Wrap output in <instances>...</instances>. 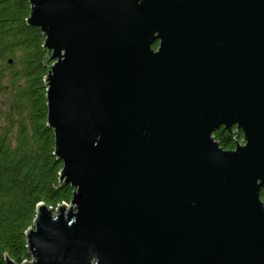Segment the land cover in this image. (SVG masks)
<instances>
[{
    "label": "water",
    "instance_id": "1",
    "mask_svg": "<svg viewBox=\"0 0 264 264\" xmlns=\"http://www.w3.org/2000/svg\"><path fill=\"white\" fill-rule=\"evenodd\" d=\"M28 2L72 196L21 264H264V0Z\"/></svg>",
    "mask_w": 264,
    "mask_h": 264
},
{
    "label": "trees",
    "instance_id": "2",
    "mask_svg": "<svg viewBox=\"0 0 264 264\" xmlns=\"http://www.w3.org/2000/svg\"><path fill=\"white\" fill-rule=\"evenodd\" d=\"M29 10L28 0H0V264H7L4 252L17 264L30 259L25 230L38 202L56 208L72 196L70 184L58 182L62 162L46 124L44 75L53 60L42 62L44 35L26 23ZM213 135L234 147L224 126ZM260 198L264 203V185Z\"/></svg>",
    "mask_w": 264,
    "mask_h": 264
},
{
    "label": "flooded vegetation",
    "instance_id": "3",
    "mask_svg": "<svg viewBox=\"0 0 264 264\" xmlns=\"http://www.w3.org/2000/svg\"><path fill=\"white\" fill-rule=\"evenodd\" d=\"M157 47H158V41L156 40V41H154V43L152 44V48L155 50V49H157Z\"/></svg>",
    "mask_w": 264,
    "mask_h": 264
},
{
    "label": "built area",
    "instance_id": "4",
    "mask_svg": "<svg viewBox=\"0 0 264 264\" xmlns=\"http://www.w3.org/2000/svg\"><path fill=\"white\" fill-rule=\"evenodd\" d=\"M66 204H69V202H65Z\"/></svg>",
    "mask_w": 264,
    "mask_h": 264
},
{
    "label": "rangeland",
    "instance_id": "5",
    "mask_svg": "<svg viewBox=\"0 0 264 264\" xmlns=\"http://www.w3.org/2000/svg\"><path fill=\"white\" fill-rule=\"evenodd\" d=\"M49 61L48 59H46V62Z\"/></svg>",
    "mask_w": 264,
    "mask_h": 264
}]
</instances>
